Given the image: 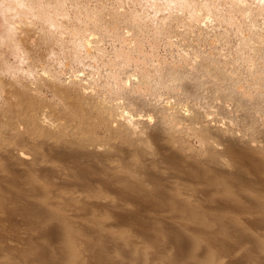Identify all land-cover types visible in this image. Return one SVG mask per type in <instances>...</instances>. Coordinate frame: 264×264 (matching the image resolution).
I'll list each match as a JSON object with an SVG mask.
<instances>
[{
	"label": "rangeland",
	"instance_id": "rangeland-1",
	"mask_svg": "<svg viewBox=\"0 0 264 264\" xmlns=\"http://www.w3.org/2000/svg\"><path fill=\"white\" fill-rule=\"evenodd\" d=\"M179 3V0H0L1 172L15 173L11 174L21 184L32 177L67 196L66 200L78 192L88 194L100 189L103 194L113 195V188L98 180L83 185L74 183L66 160L56 158L61 155L55 151L63 145L60 132L33 123L46 116L66 125L67 131L75 132L81 124L99 123L92 129L93 141L108 146L123 132L117 130V122L99 120L91 108L97 101L114 104L119 109L130 107L128 111L140 113L142 120L147 114L154 116L167 101L166 107L184 116L190 111L189 104L195 105L209 113V119L221 129L230 122L237 134L246 132L248 137L258 140L256 132L264 128V55L261 56L264 0H187L186 7ZM132 17L137 26L140 23L139 28ZM89 33L94 35V44L86 50L80 40ZM136 34L137 39L133 38ZM122 53L131 56L130 59L122 57ZM112 77L127 83L119 86ZM53 79L64 80L68 89L63 92L55 87ZM79 81L88 86L87 92L74 89ZM241 93L253 98L246 102L239 100ZM80 99L85 104V117L75 116L73 110ZM17 125L20 129L15 128ZM166 125L168 128L171 123L167 120ZM181 127L178 131L167 129L175 144L189 153V159L206 154L205 145L193 131L186 129L185 124ZM45 139L55 141V146L44 143ZM126 143L143 145L145 152L152 150L147 151L152 145L148 135ZM7 150L25 152L29 156L27 161L33 156L40 164L52 161L57 170L50 173L45 168H28ZM99 157L103 164L122 167L145 185L151 178L163 183L178 181L177 177L164 174L161 177L146 171L154 173L152 170L163 166L160 161L143 165L138 158L139 164L133 163L137 159L123 150H112ZM6 182L0 181V186ZM251 187L264 193L261 184L253 183ZM130 201L121 203L134 206L135 200ZM245 201L249 210L255 212V204L249 199ZM93 202L94 207L99 205ZM108 210L104 216H113L112 210ZM4 211L0 209L1 241L10 239V235L15 237L12 230H25L18 215ZM229 211L237 217L241 215ZM125 227L140 230L127 221ZM158 229L169 230L166 225ZM226 230L232 229L226 226ZM246 230H264V226L252 224Z\"/></svg>",
	"mask_w": 264,
	"mask_h": 264
},
{
	"label": "bare ground",
	"instance_id": "bare-ground-1",
	"mask_svg": "<svg viewBox=\"0 0 264 264\" xmlns=\"http://www.w3.org/2000/svg\"><path fill=\"white\" fill-rule=\"evenodd\" d=\"M179 1L187 6V0ZM136 35L133 38L137 39ZM93 36L89 33L80 40L86 50L94 44ZM127 55L121 56L130 59ZM120 80H117L119 86L126 85V80ZM63 81L51 80L65 92L68 86ZM74 87L82 93L88 89L80 81ZM240 96L237 99L245 102L252 97L244 93ZM167 102L154 116L147 114L144 120L140 113L128 111L130 107L119 109L102 101L92 104L99 120L117 122V130L123 132L108 146L93 141L92 129L99 123L81 124L75 132L67 131L66 125L46 116L34 120L39 128L60 132L63 145L55 151L61 155L56 158L66 160L74 183L83 185L98 180L111 186L115 193L103 194L101 189L88 194L78 192L66 200L67 196L32 177L21 184L13 176L15 173L0 170V181H7L0 186V209L7 210L11 216L18 215L25 227L17 232L12 230L15 237L10 235V239L0 240V264H264V230H246L252 224L264 226V193L251 187L255 183L264 189V128H259L255 140L246 132L237 134L230 122L221 129L203 108L189 104L190 111L184 116L166 107ZM84 106L81 99L76 102L75 116L85 117ZM167 120L171 123L168 128ZM182 124L205 145L206 154L189 159V153L175 144L167 129L178 131ZM15 128L20 129L19 125ZM145 135L152 144L147 151L152 148L151 151L145 152L143 145L126 143L141 140ZM44 143L53 146L56 142L45 139ZM66 145L73 150L68 151ZM112 150L127 152L137 159L133 162L137 164L138 158L143 165L161 162L163 166L152 170L154 173L146 171L161 177L163 174L177 177L178 181L163 183L151 178L145 185L122 167L103 164L99 156ZM7 153L15 155L28 168H45L50 173L57 170L52 161L40 164L35 162V156L27 161L29 156L23 151L7 150ZM224 154L227 158L222 157ZM95 175L98 177L94 178ZM246 199L255 204V212L249 210ZM90 200L99 205L94 207ZM121 200H135V203L128 206ZM108 208L114 214L108 215L114 217L111 220L104 216ZM230 209L241 215L237 217ZM126 221L140 230L126 229ZM162 225L169 230H159ZM226 226L232 230H226Z\"/></svg>",
	"mask_w": 264,
	"mask_h": 264
}]
</instances>
